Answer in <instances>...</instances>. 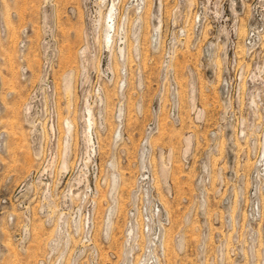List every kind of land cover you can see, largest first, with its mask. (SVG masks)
<instances>
[{
	"label": "rangeland",
	"instance_id": "374dc122",
	"mask_svg": "<svg viewBox=\"0 0 264 264\" xmlns=\"http://www.w3.org/2000/svg\"><path fill=\"white\" fill-rule=\"evenodd\" d=\"M113 2L0 0V264H264V0Z\"/></svg>",
	"mask_w": 264,
	"mask_h": 264
},
{
	"label": "bare ground",
	"instance_id": "6f19581e",
	"mask_svg": "<svg viewBox=\"0 0 264 264\" xmlns=\"http://www.w3.org/2000/svg\"><path fill=\"white\" fill-rule=\"evenodd\" d=\"M104 1L105 0H99L100 4L103 3ZM113 1L114 0H110V3L107 4L104 12H101V9H99L98 12H97V17L95 19H93V23L91 22L92 23L91 24L92 31L95 32L96 35H100L101 34L102 44L105 47H107L109 50H111L112 45H113L114 35H115V26H116V23H115L116 12H115V4H114ZM99 29H100V33H98ZM85 36H87V32L85 33ZM123 48L121 46V48L118 47V49H117L118 50V54L122 57V59L125 57V53H124ZM86 49H87V46L84 45L83 48L80 50L81 58L84 57V55L86 53ZM83 59L85 60V58H83ZM64 79H65L64 80L65 88H67L69 83H70L71 73L70 74L68 73L65 76ZM187 87H188V96H187L188 105H189L190 109L194 111V117L193 118H194L195 122H199L202 119V117H203V111L196 106L197 104L195 103L194 84H193L192 80L189 81V86H187ZM65 88H63V89H65ZM84 111H85V116L87 117V121L89 122V120H90V108L87 105H85L84 106ZM120 112H121V110H118V113H120ZM65 125L69 126V122L66 121ZM84 133H85V131H84ZM84 135H86V133ZM191 137L192 136L190 134H187V135L183 136V139H182V150H181L183 158L186 157V155L190 151L191 141H192ZM159 164H160L159 165L160 166L159 167V174H160L159 177H161V179L162 178L164 179L166 177V175H167V170H168L167 168L168 167H166V164H164L162 162H160ZM60 167H62V166H60ZM63 168H65V163H63Z\"/></svg>",
	"mask_w": 264,
	"mask_h": 264
},
{
	"label": "built area",
	"instance_id": "2783aa9c",
	"mask_svg": "<svg viewBox=\"0 0 264 264\" xmlns=\"http://www.w3.org/2000/svg\"><path fill=\"white\" fill-rule=\"evenodd\" d=\"M28 109V108H27ZM152 126L151 127H148L147 131H146V134H151L152 132ZM141 147L142 149H144V147L147 145V141L145 138H143V140L141 141Z\"/></svg>",
	"mask_w": 264,
	"mask_h": 264
}]
</instances>
